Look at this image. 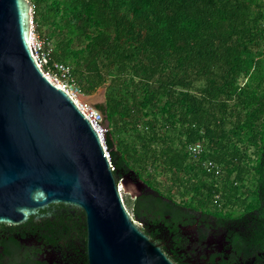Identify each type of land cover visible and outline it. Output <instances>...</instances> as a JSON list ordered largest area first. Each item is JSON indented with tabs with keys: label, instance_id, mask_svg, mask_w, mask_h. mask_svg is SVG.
I'll return each mask as SVG.
<instances>
[{
	"label": "trees",
	"instance_id": "trees-1",
	"mask_svg": "<svg viewBox=\"0 0 264 264\" xmlns=\"http://www.w3.org/2000/svg\"><path fill=\"white\" fill-rule=\"evenodd\" d=\"M29 1L34 25L53 42L50 65L69 66L83 96L108 86L97 110L110 125L115 178L134 172L152 190L132 208L143 231L184 212L239 224L264 220V0ZM245 138L247 147L237 148ZM196 144L205 149L198 157L188 149ZM151 168L195 197L184 205L164 197ZM249 179L257 180L254 202L235 216L228 208Z\"/></svg>",
	"mask_w": 264,
	"mask_h": 264
},
{
	"label": "water",
	"instance_id": "water-1",
	"mask_svg": "<svg viewBox=\"0 0 264 264\" xmlns=\"http://www.w3.org/2000/svg\"><path fill=\"white\" fill-rule=\"evenodd\" d=\"M33 24L29 0H0V225L64 205L85 216L88 264H175L134 220L121 186L137 197L152 190L134 172L117 181L108 134L35 59ZM96 97L90 100L106 104Z\"/></svg>",
	"mask_w": 264,
	"mask_h": 264
},
{
	"label": "flooded vegetation",
	"instance_id": "flooded-vegetation-1",
	"mask_svg": "<svg viewBox=\"0 0 264 264\" xmlns=\"http://www.w3.org/2000/svg\"><path fill=\"white\" fill-rule=\"evenodd\" d=\"M144 232L175 264H264V220L239 224L184 212ZM0 264H88L84 214L51 205L23 224L0 225Z\"/></svg>",
	"mask_w": 264,
	"mask_h": 264
},
{
	"label": "rangeland",
	"instance_id": "rangeland-1",
	"mask_svg": "<svg viewBox=\"0 0 264 264\" xmlns=\"http://www.w3.org/2000/svg\"><path fill=\"white\" fill-rule=\"evenodd\" d=\"M33 19H34V15H33ZM33 34L37 38V40H39V41L42 40V42H44L47 39L46 38V30L43 29L40 25L37 26L36 24L35 25L33 24ZM50 45L53 48V42ZM249 82H250L249 79H243L242 81H240V86L241 87H247L250 84ZM107 87L108 86H105V87L99 89L92 96H83L82 97L83 101L86 104L90 105L92 108H93V105H95L96 107L99 105H104V104H102V100L98 101L97 103H93L90 99L92 97L97 98L96 96H99V95H105V97H106V93L104 94L103 90L104 89L107 90ZM142 122H144V119L142 120ZM141 127H142V124H140V126H139L140 130H141ZM109 132H110V129H108L107 134H109ZM116 133L114 135L115 139L117 137ZM161 134H164V133H161ZM123 136L126 138L128 136V134H126V132H124ZM130 141H131V139H130ZM234 141L236 142V140H234ZM235 142L233 145H235ZM236 147L244 150L247 147V139L245 138L241 142L237 141ZM246 151H247V154L250 157L251 161L256 159V156H255L256 155V148L255 147H249V149ZM202 165H203V163H202ZM150 173H151V177L153 178L152 180L155 183L154 187L156 188V190L160 191L164 197L171 198L176 203L181 204V205L189 203L190 200L195 197L193 193L189 192L186 188L179 185V183L173 178V176L170 173L164 172L163 169L156 170L155 168H151ZM197 176H199V175L197 174ZM197 176H195L196 179L198 178ZM195 182H193L192 184H194ZM244 186H246L248 188V190L245 193H242L241 201L240 202L234 201L233 204L230 205L228 208V210L230 212H232L235 216H239V215L244 214L246 212V208H247L246 206L248 204L254 202V188H255L254 181L249 179V180L245 181ZM244 186H242V188H245ZM121 192H122L123 200L127 206V209L132 214V208H133V205H134V202H135L137 195H131L130 192H125L122 186H121ZM243 202L246 203L245 206L242 205Z\"/></svg>",
	"mask_w": 264,
	"mask_h": 264
},
{
	"label": "built area",
	"instance_id": "built-area-1",
	"mask_svg": "<svg viewBox=\"0 0 264 264\" xmlns=\"http://www.w3.org/2000/svg\"><path fill=\"white\" fill-rule=\"evenodd\" d=\"M34 15V11H33ZM264 27V20H263ZM32 50L35 59L38 61L40 68L45 70V76L50 80V82L57 86L58 88L66 91L75 101L81 112L89 119L95 129L103 137L108 133V129L104 127V118L101 113L94 110L90 105L86 104L82 97L80 88L77 86L75 79L72 74V69L61 63H51V45L47 40L42 42V40H37V38L32 36L31 41ZM189 152L192 156H201L205 152L202 144L191 145L188 147ZM105 152L110 158V153L108 147L105 146ZM203 167L210 173H214L216 178L221 177L222 169L212 161L203 162ZM217 200H220V196H217Z\"/></svg>",
	"mask_w": 264,
	"mask_h": 264
},
{
	"label": "crops",
	"instance_id": "crops-1",
	"mask_svg": "<svg viewBox=\"0 0 264 264\" xmlns=\"http://www.w3.org/2000/svg\"><path fill=\"white\" fill-rule=\"evenodd\" d=\"M100 96H102V95H100ZM103 96H105V95H103Z\"/></svg>",
	"mask_w": 264,
	"mask_h": 264
}]
</instances>
